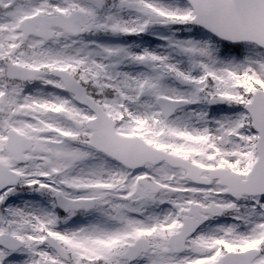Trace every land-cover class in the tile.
I'll return each instance as SVG.
<instances>
[{
  "label": "snow or ice",
  "instance_id": "1",
  "mask_svg": "<svg viewBox=\"0 0 264 264\" xmlns=\"http://www.w3.org/2000/svg\"><path fill=\"white\" fill-rule=\"evenodd\" d=\"M0 264H264V0H0Z\"/></svg>",
  "mask_w": 264,
  "mask_h": 264
}]
</instances>
